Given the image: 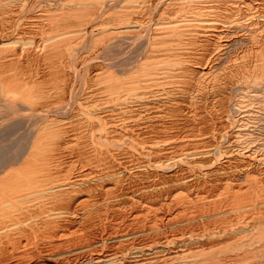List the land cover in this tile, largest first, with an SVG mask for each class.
Returning a JSON list of instances; mask_svg holds the SVG:
<instances>
[{"label": "bare ground", "instance_id": "bare-ground-1", "mask_svg": "<svg viewBox=\"0 0 264 264\" xmlns=\"http://www.w3.org/2000/svg\"><path fill=\"white\" fill-rule=\"evenodd\" d=\"M0 264H264V0H0Z\"/></svg>", "mask_w": 264, "mask_h": 264}]
</instances>
